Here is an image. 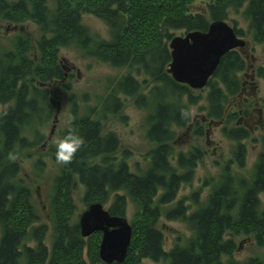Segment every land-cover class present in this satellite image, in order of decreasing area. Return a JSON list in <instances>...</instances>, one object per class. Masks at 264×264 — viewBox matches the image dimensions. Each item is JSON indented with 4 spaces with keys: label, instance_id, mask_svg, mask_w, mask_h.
<instances>
[{
    "label": "trees",
    "instance_id": "trees-1",
    "mask_svg": "<svg viewBox=\"0 0 264 264\" xmlns=\"http://www.w3.org/2000/svg\"><path fill=\"white\" fill-rule=\"evenodd\" d=\"M195 1L0 0V21L7 25L31 21L39 32L37 37L19 34L10 48L0 46V113H3L0 114V264L99 261L101 233L83 237L78 223L72 220L71 193L76 180L84 187L83 199L87 205L108 203L110 214L125 216L129 197L138 208L136 219L130 223L132 237L127 255L123 262L112 264H139L142 259H163L167 264H220L222 256L228 257V264H264L258 258L234 260L236 246L231 237L250 235L258 244L264 243V138L250 178L233 177L227 165L204 206L187 214L188 208L178 201L166 212L169 219L187 221L193 231L187 245H175L166 251L163 234L156 226L161 217L160 204L174 199L180 184L191 178L199 159L192 151L187 155L179 152L176 166L171 162L175 142L172 127L186 126L188 104L197 99L193 90L167 73L172 31H206L211 21L228 20L231 7L244 6L247 33L253 41L264 42V0L208 1L206 13L190 10ZM83 13L104 21L109 27V39L92 33L82 23ZM232 27L237 36L244 34L235 24ZM68 46L112 66H126L137 74L144 73L152 88L144 94L140 82L128 74L108 87L107 95L102 98V112L92 108L78 115L73 105L71 124L84 142L73 160L64 163L53 179L50 230L46 223H38L39 216L29 188L19 176L16 158L41 138L37 126L45 124L58 105L57 84L63 83L62 88H68L58 56L60 49ZM246 68L239 50H230L221 57L207 83L211 120H234L235 114L226 112L225 105L227 99L240 93V74ZM260 70L262 73L263 69ZM260 75L264 77L263 73ZM119 91L134 96L138 106H149L146 137L152 147L147 151L148 167L141 174L129 171L124 159L116 160L119 139L114 132H104L99 119L105 117L107 110L116 113L121 109ZM184 97L188 104L183 102ZM243 114L246 123L247 111ZM195 128L200 134V126L195 124ZM28 129L34 132L32 140L25 135ZM223 131L236 141L234 156L242 165L245 157L242 141L249 137V129L243 125H226ZM51 151L55 153V146ZM180 169L184 172L179 173ZM159 190L163 193L155 203ZM48 236L50 245L46 243Z\"/></svg>",
    "mask_w": 264,
    "mask_h": 264
},
{
    "label": "rangeland",
    "instance_id": "rangeland-1",
    "mask_svg": "<svg viewBox=\"0 0 264 264\" xmlns=\"http://www.w3.org/2000/svg\"><path fill=\"white\" fill-rule=\"evenodd\" d=\"M208 1L213 0H196L191 5L190 10L206 13ZM243 9L244 6L238 7V9L231 7L228 9L229 18L226 20L231 27L235 24L237 28L242 29L244 34L238 37L246 43L242 50L236 49L243 53L247 64V68L240 74V93L227 99L228 102H231L229 104L227 102L225 105V108L227 107L226 112L235 114L234 120L225 121L226 118H223L220 121L215 118L213 121L208 117L210 89L206 84L204 88L198 90L190 88L197 96L193 104H188L185 97L183 98V102L188 104L189 111V121L186 126L172 127L175 137L172 164L176 166L177 153L179 152L187 155L192 151L199 155V159L193 168L191 178L180 184L174 199L168 203L160 204L161 217L156 226L163 234L166 251L175 245H187L193 236V231L186 220L181 218L169 219L165 216L166 212L174 208L178 201H182L183 205L188 208L187 214L196 210L197 207L204 206L209 193L220 182V174L227 165H229L227 167L233 177L250 178L258 155L263 149L264 77L260 74H264V42L253 41L250 34L247 33L248 22L242 14ZM82 23L100 38L109 39V27L101 19L89 13H83ZM172 33L174 36L185 34L184 30H175ZM19 34L37 37L39 32L36 24L31 21L20 25H7V23L0 21V46L10 48L13 40ZM58 56L63 65L65 84L68 85V88L63 89V83L57 84L55 94L58 105L53 109L48 121L37 126L41 138L32 148L20 153L16 158L20 167L19 176L24 179V183L29 188L31 202L39 216L38 223H46L50 230L52 227L50 215L52 183L64 166V163L56 160L55 153L52 152L53 150L51 151V148L55 146L54 141L62 136L69 119H71L73 105L76 106L78 115H83L91 111L92 108L102 112V98L107 95L108 87H113L115 82L128 74L140 82L141 91L144 94L147 95L152 88L149 77L144 73L137 74L135 70L126 66L115 67L95 57L83 55L73 46L61 48ZM261 68L263 69L262 73ZM117 95L122 104L121 109L116 113H110L107 110L105 117H99V119H101L103 131L114 132L119 139V147L115 154L116 160L124 159L129 171L141 174L148 167L149 156H147V151L152 147L146 137L149 127L146 122L149 106H138L134 96L124 95L121 91ZM1 108L3 109L5 106H1ZM244 110L247 111V114H252L247 117L246 123L243 121ZM195 124L200 126V134L195 130ZM226 125H243L249 129V137L242 141L245 148L242 165H239L234 156L236 141L229 139L223 131V127ZM25 135L30 140L34 138V132L31 129H28ZM178 172L184 171L180 169ZM83 193V185L76 180L71 196L74 203L72 220L77 223L79 215L88 206L83 199ZM162 193V190L158 191L155 203ZM126 202L125 216L123 217L130 224L132 220L136 219L138 208L129 197L126 198ZM108 205V203L103 205L106 210H108ZM231 237L236 246L232 255L234 260L243 262L248 258H258L264 262V243L258 244L250 235ZM50 241L48 236L46 243L50 245ZM33 245L34 243L31 242V246ZM227 261L228 257L222 256L220 264H228ZM19 264H23V262ZM139 264H167V261L142 259Z\"/></svg>",
    "mask_w": 264,
    "mask_h": 264
},
{
    "label": "water",
    "instance_id": "water-1",
    "mask_svg": "<svg viewBox=\"0 0 264 264\" xmlns=\"http://www.w3.org/2000/svg\"><path fill=\"white\" fill-rule=\"evenodd\" d=\"M245 44L226 21H211L206 31H189L171 38L167 73L191 89L204 88L221 57L230 50H241ZM78 226L83 237L101 233L99 261L94 264L124 261L132 237L131 225L125 217L112 215L101 203L93 202L79 215Z\"/></svg>",
    "mask_w": 264,
    "mask_h": 264
},
{
    "label": "clouds",
    "instance_id": "clouds-1",
    "mask_svg": "<svg viewBox=\"0 0 264 264\" xmlns=\"http://www.w3.org/2000/svg\"><path fill=\"white\" fill-rule=\"evenodd\" d=\"M83 142V136L80 135L75 128H73L71 119H69L66 133L54 141L56 160L62 163L71 162Z\"/></svg>",
    "mask_w": 264,
    "mask_h": 264
},
{
    "label": "flooded vegetation",
    "instance_id": "flooded-vegetation-1",
    "mask_svg": "<svg viewBox=\"0 0 264 264\" xmlns=\"http://www.w3.org/2000/svg\"><path fill=\"white\" fill-rule=\"evenodd\" d=\"M248 116H251L252 114H247Z\"/></svg>",
    "mask_w": 264,
    "mask_h": 264
}]
</instances>
